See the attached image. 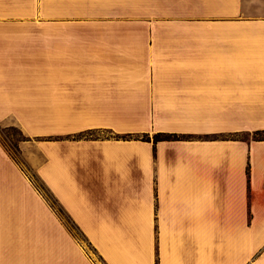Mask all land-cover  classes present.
Instances as JSON below:
<instances>
[{
	"label": "crops",
	"instance_id": "1",
	"mask_svg": "<svg viewBox=\"0 0 264 264\" xmlns=\"http://www.w3.org/2000/svg\"><path fill=\"white\" fill-rule=\"evenodd\" d=\"M7 2L0 121L66 217L0 140V264H264V0L137 14L177 24L24 23Z\"/></svg>",
	"mask_w": 264,
	"mask_h": 264
},
{
	"label": "rangeland",
	"instance_id": "2",
	"mask_svg": "<svg viewBox=\"0 0 264 264\" xmlns=\"http://www.w3.org/2000/svg\"><path fill=\"white\" fill-rule=\"evenodd\" d=\"M160 2V1H159ZM158 0H8L9 14L12 9H23L24 23L34 24H177L181 18L172 13L163 12L162 15H137L155 14L151 13V8L157 7ZM160 5L166 8L168 1H161ZM130 13L134 15H120ZM197 18H188L196 20ZM218 19V18H211ZM217 23V22H210ZM101 135L109 134L108 130L101 132ZM152 137V136H151ZM0 140L3 141L10 153L22 166L32 174L35 183L40 187L45 196L61 212L63 217L65 213L59 208L57 202L53 199L43 183L37 178L27 163L20 144L26 140L19 126L11 119L0 121ZM73 230L80 235L75 226Z\"/></svg>",
	"mask_w": 264,
	"mask_h": 264
},
{
	"label": "trees",
	"instance_id": "3",
	"mask_svg": "<svg viewBox=\"0 0 264 264\" xmlns=\"http://www.w3.org/2000/svg\"><path fill=\"white\" fill-rule=\"evenodd\" d=\"M129 135H132V134L129 133ZM123 136H125V135H123ZM140 137L142 139H145V140H150L151 139V135L148 132H143L142 134H140ZM174 137H177V134L176 133H169V132H156L152 136L154 141H158V140H161V139H170V138H174ZM260 137H264V130H263V132H261ZM48 193H49V191H48Z\"/></svg>",
	"mask_w": 264,
	"mask_h": 264
}]
</instances>
